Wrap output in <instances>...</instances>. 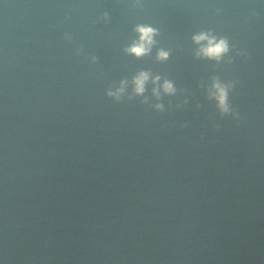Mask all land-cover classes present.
<instances>
[{
    "label": "water",
    "instance_id": "water-1",
    "mask_svg": "<svg viewBox=\"0 0 264 264\" xmlns=\"http://www.w3.org/2000/svg\"><path fill=\"white\" fill-rule=\"evenodd\" d=\"M0 264H264V0H0Z\"/></svg>",
    "mask_w": 264,
    "mask_h": 264
},
{
    "label": "clouds",
    "instance_id": "clouds-1",
    "mask_svg": "<svg viewBox=\"0 0 264 264\" xmlns=\"http://www.w3.org/2000/svg\"><path fill=\"white\" fill-rule=\"evenodd\" d=\"M107 15V14H106ZM135 31L139 34L138 40L134 41L130 47L125 49L126 52L133 54L137 57L146 55L150 52L151 46L154 44L153 36L156 34V29L147 26V25H138ZM193 41L201 45L198 49L197 55H202L204 57L215 59L217 61L228 52V43L225 38H217L209 33L201 32L193 36ZM168 58V52L160 50L157 54V59L166 60ZM149 80V73L141 71L133 78L134 92L137 95L143 94L145 91V85ZM160 77L156 76L153 78L152 83L154 85L158 84ZM126 83L122 82V85ZM212 87L215 89V93L210 95L214 96L218 103V107L222 112L228 111L227 104V87L220 84L218 81L214 82ZM162 88L163 92L166 94H172L175 92V89L171 82L165 80L159 88H153V94L159 98V90ZM123 91V87L118 89L117 93L109 92V96H116L119 92ZM157 109H162L161 104L155 106Z\"/></svg>",
    "mask_w": 264,
    "mask_h": 264
}]
</instances>
